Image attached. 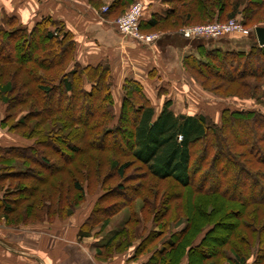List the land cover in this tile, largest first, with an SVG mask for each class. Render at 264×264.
<instances>
[{
	"label": "trees",
	"instance_id": "1",
	"mask_svg": "<svg viewBox=\"0 0 264 264\" xmlns=\"http://www.w3.org/2000/svg\"><path fill=\"white\" fill-rule=\"evenodd\" d=\"M132 1L111 0L108 13L119 14ZM161 1L167 8L164 16L154 15L146 23L140 17L141 30L163 24L176 28L191 19H232L242 5V25L248 26L264 9V0ZM195 49L197 56L185 57L182 64L202 86L212 82L214 91L224 88L264 101V94L259 95L260 88L264 91V45L259 48L254 42L248 51H238L199 43ZM74 52L72 35L52 17H42L29 29L14 16L1 14L0 102L7 115L0 126L17 114L23 116L9 125L12 129L28 128L31 119L36 122L22 134L32 140L31 145L0 146V220L16 227L30 219H67L84 199L78 181L83 169L97 177L107 165L111 174L123 179L125 170L135 164L147 177L169 180L171 195H165L164 211L154 212L160 216L159 236L153 231V239L142 237L133 260L149 255L142 264H181L183 259L185 264H246L256 244L259 249L252 264H264V241L255 226L264 206V113L226 108L217 124L201 114L175 116L170 101H165L155 115L140 85L130 80L122 85L116 112L110 66L82 67L75 63ZM251 79L255 82L249 83ZM73 133L78 138L73 144L65 148L58 144H66ZM95 153L128 160L118 166L116 158H98ZM52 155L56 159L50 162ZM15 161L25 169L10 170ZM65 175L69 183L63 188L65 182L59 179ZM6 181L17 184L4 187ZM135 190L119 184L99 194L78 238L89 237L83 228L91 223H100L98 232L104 231L113 215L131 205ZM178 201L182 204L173 207ZM172 210L178 228L164 237L161 231L170 225ZM231 215L234 224L223 220ZM126 222L96 248L98 259L130 247L135 231L127 225L137 222ZM221 227L227 230L225 237Z\"/></svg>",
	"mask_w": 264,
	"mask_h": 264
},
{
	"label": "crops",
	"instance_id": "2",
	"mask_svg": "<svg viewBox=\"0 0 264 264\" xmlns=\"http://www.w3.org/2000/svg\"><path fill=\"white\" fill-rule=\"evenodd\" d=\"M142 8V23L154 15L163 17L167 9L161 0H142ZM2 13L14 16L20 26L29 29L42 17L49 16L65 25L75 43L74 60L77 65L93 67L104 63L110 66V92L116 111L122 101V85L127 80L140 85L155 115L161 111L165 101H170V110L181 118L197 115L196 106L209 103L206 96L188 87L190 78L182 64L185 57L197 56L195 46L200 43L198 39L184 40L175 33H163L149 45L134 42L119 35L115 23L105 20L101 13L89 6L88 0H0V18ZM226 47L231 46L220 41L213 48L230 50L224 49ZM83 221L69 226L66 240L58 238L56 231L48 232L39 226H27L30 230L18 232L0 230V264H49L51 256L53 264H142L148 260L149 255L132 259L137 244L109 261H97L94 258L96 248L109 238L112 230L106 240L103 236L100 239H91L92 236L81 239L78 233ZM44 237L52 247L58 244L57 248L59 242H63L62 249L66 254L51 249L44 257L40 253L41 247L45 246ZM86 240H90L87 246Z\"/></svg>",
	"mask_w": 264,
	"mask_h": 264
},
{
	"label": "rangeland",
	"instance_id": "3",
	"mask_svg": "<svg viewBox=\"0 0 264 264\" xmlns=\"http://www.w3.org/2000/svg\"><path fill=\"white\" fill-rule=\"evenodd\" d=\"M111 1V0H110ZM110 1L105 2L103 0L100 1H92L91 3L88 1V4L90 7H92L97 12L101 13L103 18L105 20H111L113 23H118L121 18H128L129 14L133 10L132 8L134 5L139 4L142 6V0H133L132 3L128 4L124 10H122L119 14H111L108 13L109 9L107 8V5L110 3ZM244 8L242 7L239 9V14L234 15V18L232 19H219L213 18L212 20H202V21H196V19H191L189 23L187 24H180L177 25L176 28L171 27L170 24H163L160 26H157L155 28H151L149 30H141L139 28V25L136 27H131L129 30L131 33H138L139 35H142L146 38H153L152 41H156L160 36L163 35V33H175L176 35L180 36L184 40H189L183 38L180 34L185 29H193V28H205V26H215L218 27L220 25H224L230 22H235L243 31H246L248 35L241 34V33H232V34H226L223 37H220V39H206L199 41L200 43H204L207 46L214 47L216 45L220 44V41H225L230 44L231 47H226L224 49H230V50H243L248 51L249 46L251 44L256 43L255 34H253V28L259 24V26H264V9L263 11L254 19L252 23L248 24V26L242 25L241 20V14L240 11ZM258 26V27H259ZM226 39V40H223ZM135 42V41H134ZM138 42V41H136ZM139 43V42H138ZM141 43V42H140ZM227 44H224L223 46H226ZM257 45V44H256ZM258 46V45H257ZM259 47V46H258ZM260 48V47H259ZM188 77L190 78V84H188L190 89H194L196 92H199L207 97L208 99V105H198L196 106V109L198 110V114L206 116L208 119L212 120L214 123H219V116L223 109H229L231 111L236 110H260L262 113H264V101L259 100L255 101L254 98H245V94L243 93H236L234 94L232 91H227L224 88L221 90L214 91V83L210 82L205 84V86H202V83L200 81L196 80V78H192V76L187 72ZM254 83V80H250L249 83ZM262 84L263 82L260 81ZM227 88V86L225 87ZM264 94V91L262 88H260L259 95L262 96ZM239 95V96H237ZM115 107V106H114ZM204 108V109H203ZM117 109V106L115 107ZM5 105L0 102V121L5 118L7 115L5 112ZM117 112V111H116ZM9 114H11L9 112ZM23 114H17L15 117H11L9 121L4 124L3 127L0 126V146L1 147H10V146H27L32 144V140L26 139L22 137V134L27 133L30 131L32 127H34L35 120L31 119L29 120L28 128L23 129H12L11 126H9L12 123H15L19 118H21ZM61 124V122H60ZM66 128V127H65ZM77 134H70L68 141L66 144H63L61 142H58L60 146L65 148L69 144H73L78 138H75ZM68 144V145H67ZM67 153V152H66ZM68 154V153H67ZM95 155L99 157H113L118 160L119 165L123 166L124 162H127V158H118L112 155H105L95 153ZM56 157L52 155L50 158V162H53ZM25 165L21 164L19 161L13 162V164L10 166V170L12 171H21L24 170ZM97 166L93 167L95 170ZM72 169V167H69ZM9 170V172H10ZM82 176L78 178V181L80 182L81 186L83 187V195L84 199L82 203H80L77 207L74 208L73 215L68 217L67 219H59L58 216L50 217V218H41L40 222H32V220H28L25 224H21L19 226H8L5 225V222L0 220V230L1 231H26L30 230L27 226H39L43 227L44 230H50L56 231L58 238L66 240L67 236V230H69V226H74L76 223L78 224L80 221H83V219H86L87 216L91 213L92 207L94 205V202L96 201V198L99 194L105 192V189H108L110 187H115L119 184L130 187V189L133 187L135 188L136 192V198L131 201V205L129 207H126L121 209L117 214L113 215L109 221L110 225L102 232H98L101 224L97 223H91L87 227L83 228V232H88L91 237V239H97L104 237L103 240H106L111 233L114 231L113 229H120L126 225V221H136V224L127 225L129 228L134 230L135 232L132 234V236L135 237V239L131 242V246H141L140 241L142 240V237H146V235H149V239H153L154 232L158 234L160 229V216L157 214L155 216L154 212L157 210H160L161 212L164 211L165 207L168 205L163 202L165 195L169 192L171 195V189L170 185L171 182L169 180L162 182L158 181L157 179H152L151 177H147L143 175V171L139 168V165L132 164L129 168H127L124 172V178L120 179L117 177L116 174H111L112 169H110V166L104 165L102 166V169L100 170L97 177L92 174H86V169H83ZM111 174V175H110ZM89 175V176H88ZM106 183L100 186V184L105 180ZM59 180H62L65 182V185H63V188H66V184L69 183L68 177L61 176ZM12 185L17 184L15 181H10ZM10 182H3L4 187H8ZM144 186V189L142 190ZM138 190V191H137ZM183 201V200H182ZM182 202L178 201L173 203V207H175L176 204H179ZM175 212V210H174ZM173 210L169 213V218L167 221H169L170 225H168V228L166 230H162L161 232L164 233V237L168 236V232L175 231L177 225H175L176 220L173 219L174 216ZM15 216L18 215L17 211L14 213ZM155 216V217H154ZM260 223L256 224V227H259V231L261 233V239L260 241L263 243L264 241V206L261 207L259 213H258ZM226 221V223L234 224L236 222L235 217L232 215L223 219ZM184 223L185 221L182 220ZM182 223V224H183ZM72 224V225H71ZM53 226V228H50ZM174 226V227H173ZM57 227V228H56ZM148 231H150L148 233ZM152 232V233H151ZM1 233V232H0ZM220 233L222 237H225L227 235V230L224 227L220 228ZM162 235V234H161ZM159 236V234L157 235ZM46 237H44L45 239ZM163 238V237H162ZM45 239V246L41 247V252L44 257H46V252L48 253V250L54 249V252H59L60 254H66L64 250L62 249L63 242H59V247L56 248L58 244H55L53 247L50 242L46 241ZM159 240V241H157ZM157 242H160L161 236L157 237ZM90 242L85 241L84 243L87 244ZM57 243V242H56ZM30 247V246H28ZM27 249V248H25ZM229 249V248H228ZM257 245L255 244L252 249H250V252L248 253V257L246 259V264H252L255 255L257 253ZM31 250V249H30ZM120 253H113L111 257L108 258H97L96 252L94 254V258L97 261L106 262L112 259V257L117 256ZM122 254V253H121ZM55 256H58V253H55ZM54 256V257H55ZM53 258V256H51ZM50 258V263L53 264ZM184 259L181 261V264ZM49 263V264H50Z\"/></svg>",
	"mask_w": 264,
	"mask_h": 264
},
{
	"label": "built area",
	"instance_id": "4",
	"mask_svg": "<svg viewBox=\"0 0 264 264\" xmlns=\"http://www.w3.org/2000/svg\"><path fill=\"white\" fill-rule=\"evenodd\" d=\"M133 10L129 14L127 18H121L118 23H115V29L124 37H127L133 41L141 42L142 44L149 45L150 43L154 42L151 38H146L138 33L134 32L131 33L129 30L131 27H136L139 25V19L141 17L143 8L141 5L136 4L132 8ZM243 33L248 35L246 31L241 30V28L235 23L230 22L224 25H220L218 27L215 26H205V28H193V29H185L181 32V36L185 39H220L226 34L232 33Z\"/></svg>",
	"mask_w": 264,
	"mask_h": 264
},
{
	"label": "water",
	"instance_id": "5",
	"mask_svg": "<svg viewBox=\"0 0 264 264\" xmlns=\"http://www.w3.org/2000/svg\"><path fill=\"white\" fill-rule=\"evenodd\" d=\"M253 34H255L256 44L259 47H263L264 45V26L254 27Z\"/></svg>",
	"mask_w": 264,
	"mask_h": 264
}]
</instances>
